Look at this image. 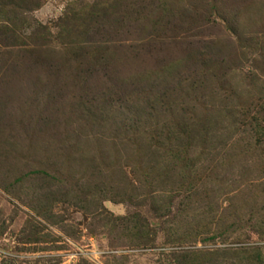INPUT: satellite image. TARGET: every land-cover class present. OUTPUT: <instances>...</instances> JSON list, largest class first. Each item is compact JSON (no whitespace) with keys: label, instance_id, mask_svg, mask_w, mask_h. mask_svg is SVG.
I'll return each instance as SVG.
<instances>
[{"label":"rangeland","instance_id":"rangeland-1","mask_svg":"<svg viewBox=\"0 0 264 264\" xmlns=\"http://www.w3.org/2000/svg\"><path fill=\"white\" fill-rule=\"evenodd\" d=\"M0 264H264V0H0Z\"/></svg>","mask_w":264,"mask_h":264}]
</instances>
